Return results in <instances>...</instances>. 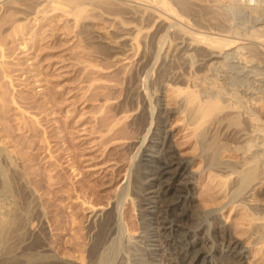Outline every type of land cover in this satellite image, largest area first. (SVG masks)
I'll return each instance as SVG.
<instances>
[{
    "label": "bare ground",
    "instance_id": "1",
    "mask_svg": "<svg viewBox=\"0 0 264 264\" xmlns=\"http://www.w3.org/2000/svg\"><path fill=\"white\" fill-rule=\"evenodd\" d=\"M224 1L0 0V83L6 81L7 85L14 86L12 69L5 63L6 39L11 31L16 33L23 30L28 16L40 10L51 17L71 19L83 42L96 45L102 51L112 49L116 55L110 58H116L117 54L126 56L129 50H144V58L141 57L144 84L138 80L141 84L137 83L139 85L135 86L138 87H134L141 90V100H137L139 112L137 111L138 115L134 116L132 122L144 126L140 148L133 158L136 160L135 166L127 183L116 197L114 195V201L106 206L99 205L93 193L87 192L82 186L75 189L77 197H81L82 203L91 209V213L86 216L84 237L66 240L67 233L64 232L68 228L60 220V208L55 202L59 198L57 191L50 187L51 184L45 186L43 179L33 170L25 152H17L16 148L10 150L7 147L3 142L4 129L0 128V264H130L133 262L131 259L129 263L128 254L131 256L133 253L129 252L130 244L134 246L139 243L133 241L132 230L125 214L128 201L132 204L138 203L142 219L147 212L155 214L159 220L155 222L160 227L149 226L147 230L144 229L143 240H140L150 257L154 254L148 248L150 245L147 242H151L161 228L166 232L163 236L168 242L167 245L180 249L176 252L179 264L209 263L199 242L188 241L187 231L181 230L184 226L181 224L182 215L172 214L170 210V203L177 201L178 204L181 199H188V185L192 183L185 179L195 180L196 177L186 176L193 161L178 156L173 146L176 130H168V125L176 115H183L188 129L194 133L198 142L204 144L206 131L221 123L223 118L230 115L239 120L244 119L245 128L237 131L239 140L250 139L251 144L249 145V141L246 144L252 147L253 141L258 144L261 150L252 155L253 163L261 156L264 158V88L254 84L257 83V77L254 78L258 75L255 70L257 67L246 69V63L255 62L257 57L264 64V0H244L245 3L238 0L245 4L243 9L237 0H228L229 4ZM245 9L255 17L252 18L255 21L245 16L238 20V12ZM208 17L215 21L212 22ZM100 21L109 32L105 38L108 41L102 36L89 35L92 25ZM6 24L13 25L5 27ZM178 55L182 58L180 62L184 64L186 61L189 67H185L186 70L199 67V71L202 68V73L206 70L208 74L201 76V73L200 75L198 72L197 75L192 71V74L186 76L185 70L183 75L177 72L179 69L173 71L171 66L175 59L178 61ZM104 57L103 60L108 58ZM155 72L157 78L153 80ZM132 77L135 78L133 75ZM199 78L204 81L199 82ZM179 81L181 85L178 84ZM155 82L166 88V96L173 94V97H169L173 98L176 105L173 112L161 103L159 91L153 90V83L157 85ZM203 89L206 90L204 93ZM200 92L204 94H201L202 97ZM251 93L257 96L253 97ZM12 95V102L16 104L18 100ZM225 109L227 113L224 112ZM165 110L171 114L167 111L169 118L160 124L157 119L165 116L162 115ZM202 151L205 149L202 148ZM249 158L251 159V155ZM249 161L246 160L242 165V178H246L242 182L247 189L252 186L249 191H253L256 185L264 184V167L256 176V167H251L252 162ZM203 173L204 170L200 172V176ZM49 194L52 195L51 198ZM153 194L158 195L160 201L156 202ZM161 203L163 205H159ZM254 219L257 220V217L252 221ZM146 220L152 221L148 216ZM259 221L254 225L253 231L257 241H264V221ZM230 246L231 249L226 254L229 258L226 264H242L247 256L245 252L238 251L240 243L235 241Z\"/></svg>",
    "mask_w": 264,
    "mask_h": 264
},
{
    "label": "rangeland",
    "instance_id": "2",
    "mask_svg": "<svg viewBox=\"0 0 264 264\" xmlns=\"http://www.w3.org/2000/svg\"><path fill=\"white\" fill-rule=\"evenodd\" d=\"M240 1L245 3L247 0ZM224 2L229 4L228 0ZM243 3L238 1L241 8L245 7ZM238 14V20L244 16L255 18L246 9L240 10ZM28 17L30 19L27 18L24 29L16 33L11 31L4 44L5 63L12 69L14 86L7 85L6 81L0 83V128L4 129L2 140L10 150L16 148L17 152H25L33 170L43 179L45 186L51 184L50 187L57 191L59 198L55 202L60 208V220L68 228V232H64L67 233L66 240L84 237L86 216L91 213V209L82 203L81 197H77L75 189L82 186L87 192L93 193L99 205L106 206L114 201V195L116 197L127 183L135 166L136 160L133 158L140 148L144 126L132 122L138 115L137 106L141 100V90L134 87H138L135 85L141 84V81L144 84L141 73L144 50H129L126 56L117 54L116 58H110L116 55L115 52L112 49L102 51L96 45L84 43L71 19L51 17L41 10ZM208 19L215 21L212 17ZM11 25L13 24H6L5 27ZM92 27L90 36H102L107 40L105 38L109 32L101 21ZM262 48L264 49L263 45ZM104 56L108 58L103 60ZM177 57L178 61L175 59L171 66L173 71L179 69L182 72L176 71L181 75L187 72L186 76L192 74V71L197 75L198 72L201 73V76L208 74L206 70L202 73L201 67V72L199 67L186 70L189 68L186 61L184 65L180 62L182 58L179 55ZM176 62L180 64L177 65ZM246 64V69L249 70L257 67L258 71L255 70L258 75L254 76L257 77V83L254 84L264 88L263 61L257 57L255 62ZM152 78H157L156 72ZM198 81L204 80L199 78ZM155 83L157 85L153 83L152 89L159 91L161 103L173 112L176 105L173 98H169L173 94L166 96V88ZM178 84L181 85L180 81ZM204 91L206 90L203 89L202 93ZM202 93L200 92V97L204 95ZM12 94L20 104L17 100L16 104L12 102ZM132 103L134 104L131 105ZM168 110L163 112L162 115L165 116L157 119L159 123L169 118L168 114L171 112ZM224 112L227 113V109ZM177 116L172 118L168 130H176L173 146L178 156L193 161L190 168L192 173L188 171L186 176L196 177L195 180L185 179L192 183L188 185V199H181L178 204L177 201L170 203L172 214L182 215L181 224L184 226L181 230L187 231L188 241L199 242L204 255H207L208 264H226L229 260L226 254L235 241L240 243L238 251L245 252L247 256L242 264H264V241H257L253 231L258 219L264 221V184L256 185V189L249 191L252 186L247 189L243 184L246 178H242L244 174L241 169L246 160L251 163L252 155L261 149L254 141L253 147L248 146L246 143L250 139L239 140L237 131L245 128L244 119H234L230 115L223 118L219 126L213 125L206 131L202 144L188 129L184 116ZM244 145L251 148L248 150ZM202 148L205 149L204 152ZM256 160L250 166L256 167L254 173L257 176L264 167V158L261 156L258 162ZM203 170L204 173L200 176ZM153 195L156 202L160 201L158 195ZM51 197L49 194V198ZM137 204L128 201L125 207L133 241L139 243L134 246L130 244L129 252H133L131 256L134 259L129 253V263L132 259L130 264H179L176 252L180 249L167 245L164 237L166 232L161 228L157 230L153 240L147 242L154 255L150 257L145 251V245L140 241L143 240L144 231L149 226L160 227V224L155 222L159 221L155 214L145 212L142 219ZM145 216L151 217L152 221H147ZM254 217L257 220L252 221Z\"/></svg>",
    "mask_w": 264,
    "mask_h": 264
}]
</instances>
